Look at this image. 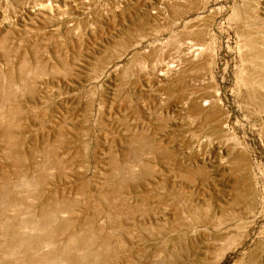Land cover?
Instances as JSON below:
<instances>
[{
	"label": "rangeland",
	"instance_id": "1",
	"mask_svg": "<svg viewBox=\"0 0 264 264\" xmlns=\"http://www.w3.org/2000/svg\"><path fill=\"white\" fill-rule=\"evenodd\" d=\"M0 264H264V0H0Z\"/></svg>",
	"mask_w": 264,
	"mask_h": 264
},
{
	"label": "bare ground",
	"instance_id": "2",
	"mask_svg": "<svg viewBox=\"0 0 264 264\" xmlns=\"http://www.w3.org/2000/svg\"><path fill=\"white\" fill-rule=\"evenodd\" d=\"M180 4V3H179ZM180 5H182V4H180ZM178 6V5H177ZM183 6V5H182ZM186 6V5H185ZM184 7V6H183ZM185 9L186 8H184L183 10L185 11ZM178 10V9H177ZM183 10H181V12L183 11ZM177 12H180V11H177ZM176 12V13H177ZM183 14V13H182ZM182 14H180V15H182ZM173 18H175V17H173ZM172 18V19H173ZM177 18V17H176ZM180 18V17H179ZM181 19V18H180ZM175 20V19H174ZM186 20V19H185ZM173 21V20H172ZM171 20H170V24H172L171 22H172ZM169 24V25H170ZM151 28V27H150ZM153 28V27H152ZM172 28H173V25H172ZM138 37V36H137ZM201 48H197V47H193L192 45H190L189 47H188V50H189V53H195V54H198V53H200V51L202 50H200ZM191 64V63H190ZM193 64V63H192ZM171 66V65H170ZM192 67V66H191ZM181 79V78H180ZM183 79V78H182ZM181 79V80H182ZM176 80H178V79H176ZM183 81V80H182ZM181 82V81H180ZM176 83H177V81H176ZM178 83H179V81H178ZM182 83V82H181ZM180 83V84H181ZM177 85V84H176ZM179 86V85H178ZM181 86V85H180ZM192 92H195V91H192ZM197 96L198 95H196V98H197ZM201 96V95H200ZM212 97V96H211ZM214 97V96H213ZM212 97V98H213ZM191 98V97H190ZM193 98V97H192ZM195 98V97H194ZM210 99V98H205V99H203V102H201V101H198L197 103H196V108L197 109H202V107L204 106V105H208L207 106V108H206V112H207V115L206 116H204V117H206V119L208 118L207 116L209 115V118L211 117V119H213V120H218V117L219 118H221V116H219L220 114H218V112L216 113V110L217 111H219V109L220 108H222V107H220L219 106V104L217 103L218 102V99H217V97H216V99H217V102H215V100L214 99ZM197 100V99H196ZM202 100V99H201ZM189 101H192V100H189ZM196 102V101H195ZM208 102V103H207ZM193 103V102H192ZM192 103H191V105H192ZM194 104V103H193ZM217 104H218V106H217ZM204 109V108H203ZM202 109V110H203ZM202 110H196V116H198L197 114H199V113H201L202 112ZM222 110H223V108H222ZM191 111H192V108H191ZM191 111H189L190 113H191ZM210 111H212V112H210ZM220 111H221V109H220ZM204 112V111H203ZM222 112V111H221ZM192 113H194V112H192ZM213 113V114H212ZM206 114V113H205ZM210 114H212L211 116H210ZM192 115V114H191ZM199 115H201L202 116V114H199ZM222 115V114H221ZM194 116V115H193ZM223 117V116H222ZM197 117H195V119H196ZM209 118H208V121H209ZM202 119V118H201ZM205 119V118H204ZM198 121V120H197ZM202 121H204V120H201V122ZM205 121H207V120H205ZM212 121V120H211ZM218 122V121H217ZM204 123H206V122H204ZM215 124V123H214ZM219 124V123H218ZM222 126V125H221ZM28 173V172H27ZM236 186V185H235ZM234 207V206H233ZM235 211V210H234ZM241 215V214H240Z\"/></svg>",
	"mask_w": 264,
	"mask_h": 264
}]
</instances>
